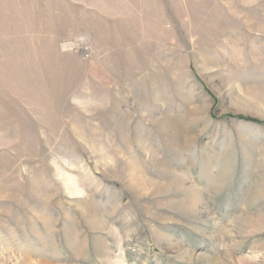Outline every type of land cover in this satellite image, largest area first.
I'll list each match as a JSON object with an SVG mask.
<instances>
[{"label": "rangeland", "instance_id": "rangeland-1", "mask_svg": "<svg viewBox=\"0 0 264 264\" xmlns=\"http://www.w3.org/2000/svg\"><path fill=\"white\" fill-rule=\"evenodd\" d=\"M0 264H264V0H0Z\"/></svg>", "mask_w": 264, "mask_h": 264}]
</instances>
